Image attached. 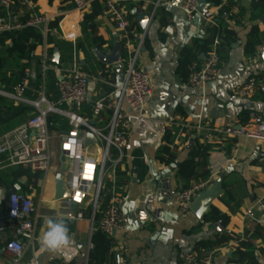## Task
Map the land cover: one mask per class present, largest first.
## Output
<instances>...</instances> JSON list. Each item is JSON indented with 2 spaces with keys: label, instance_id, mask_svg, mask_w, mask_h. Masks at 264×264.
<instances>
[{
  "label": "crops",
  "instance_id": "crops-1",
  "mask_svg": "<svg viewBox=\"0 0 264 264\" xmlns=\"http://www.w3.org/2000/svg\"><path fill=\"white\" fill-rule=\"evenodd\" d=\"M82 1L84 6L81 8L76 0L34 2L36 12L44 15L47 21L39 27L44 33V42L34 52L41 60V77L36 64L27 68L30 77L26 95L38 96L45 74L50 100L60 108H71V104L60 100L58 68L77 62L90 77L89 102L85 106H92L94 101L113 90L103 80L122 83L127 68L125 43L128 38L133 47H138L143 39L137 65L150 73L154 86L153 96L141 113H130L132 132L125 170L120 175L122 209L130 216V222L113 235L105 233L111 240V247L103 264H178L182 256L189 253L198 254L201 260L210 259L212 264H232L230 258L238 246L237 239H231L217 249L198 246L200 241L214 239L222 231L252 238L257 247L264 248V141L247 136L223 137L218 133L228 124L249 125L264 120V94L242 97L235 92L250 76L264 77V0L242 3L221 0L220 4L207 0L211 5L206 12H213V21L207 20L205 13L199 10L189 20L182 8L183 0H117L132 20L128 34L117 28L111 13L106 10L108 0H97L103 9L91 21L85 20V14L91 13L96 0ZM255 1H259L257 7ZM141 13L150 15L146 28L139 21ZM25 15L29 17L27 11L19 7L9 13L0 3V20L21 21ZM53 23L57 24L52 26ZM254 26L258 28L260 42L255 52L249 54L246 45ZM215 28L221 31L218 35L221 38L220 75L212 82L190 85V66L195 61L203 64L209 48L204 49L202 42L212 41ZM69 32L75 33V41L64 37V33ZM117 42L122 46L123 61L111 65L101 60L99 56L111 53ZM9 45V40L0 44V56L8 55ZM186 48H191L190 54L196 57L185 64ZM55 54L59 63L53 62ZM171 94L176 97V105ZM6 98L8 105L0 107V135L26 122L36 112L32 106ZM86 110L89 113L88 107ZM108 115L105 114V119ZM51 116H55V121L49 124L52 170L45 174L31 168L26 172L24 169L29 167L24 165V168L21 165H0V216L6 212L8 192L12 188L29 194L38 219L34 243H27L18 262L34 264L42 259V264H65L62 257L42 250L39 243L46 228L45 219L63 216L79 249L70 264H88V249L92 245L93 233L98 230L95 228L97 221L91 230L89 206L75 204L68 196L56 197L61 141L70 126L66 117ZM208 127L214 130L210 139L204 140ZM167 131H171V141L167 139ZM196 138L211 147L208 155L210 185L218 178L223 179L225 192L213 200L212 206L230 216L226 226L221 222H204L192 209L183 211L180 208L175 196L185 183L176 174V163L167 164L159 157L162 147L168 145L176 152L177 161L185 159ZM165 176L170 186L166 188L169 198L161 203V210L153 214L145 205V197L150 182L162 180ZM80 211L84 214L82 218L78 217ZM230 251H233L231 256L228 255ZM118 253L122 255L120 263L116 258ZM260 258L264 264V253ZM0 264H15L1 244Z\"/></svg>",
  "mask_w": 264,
  "mask_h": 264
},
{
  "label": "built area",
  "instance_id": "built-area-1",
  "mask_svg": "<svg viewBox=\"0 0 264 264\" xmlns=\"http://www.w3.org/2000/svg\"><path fill=\"white\" fill-rule=\"evenodd\" d=\"M236 1L242 3L245 0ZM0 3L9 13L19 7L29 14L24 22L0 20V33L21 29L24 26L41 27L47 21L44 15L36 12L32 0H0ZM199 3L200 0H183L182 8L189 20H192L198 12ZM76 4L80 8L84 6L82 0H76ZM106 10L111 13L117 28L128 34L132 20L121 3L117 0H108ZM205 18L213 21V12H206ZM64 37L76 40L73 32L64 33ZM142 44L143 39L138 47H133L129 38L126 40L128 60L122 83L103 80L113 90L94 101L92 106H85L89 102L90 77L79 68L77 62L66 68H58L61 77L60 100L71 104L69 109L60 108L50 100L45 74L42 77L38 96L35 98L27 96L29 69L25 70L21 83L15 87L13 93L0 90L1 95L17 103L32 106L36 111L26 122L0 135V165H24L33 171L45 174L52 170L49 116L57 113L66 117L70 128L62 137L61 153L64 156L62 171L66 175V185L70 191L68 198L75 204L90 207L91 230L96 223V215L100 214L95 228L108 235L115 234L130 222V216L122 209L123 186H118L119 172L125 170L127 146L132 132L130 113L140 114L154 93L152 76L137 65ZM220 46L221 38L215 36L203 64L200 65L197 61L191 64L188 84L193 86L206 84L219 77ZM235 92L242 97L264 94V77L250 76ZM106 113L109 114L107 119H105ZM200 127L198 125V128ZM213 130L206 128L203 139L209 140ZM89 133L96 137L92 143H87ZM218 133L223 137L247 136L264 141V120L249 125L228 124L219 129ZM93 146H96L95 149ZM209 185L208 179L192 181L189 187L181 189L176 194L177 204L183 211L190 210L196 194ZM83 216V212L80 211L78 217ZM37 219L34 201L29 194L19 191L10 194L6 212L0 216V244L15 263L24 254L27 243H34ZM89 251L88 249V253ZM116 258L119 263L122 261L120 253ZM178 264H212V261L201 260L198 254L189 253L183 255Z\"/></svg>",
  "mask_w": 264,
  "mask_h": 264
},
{
  "label": "trees",
  "instance_id": "trees-1",
  "mask_svg": "<svg viewBox=\"0 0 264 264\" xmlns=\"http://www.w3.org/2000/svg\"><path fill=\"white\" fill-rule=\"evenodd\" d=\"M33 2L37 0H32ZM216 4H220L221 0H209ZM259 1H255V6H258ZM103 6L96 0L92 4L91 13L85 14V20L91 21L102 12ZM27 15L21 17V21L27 19ZM57 23H53L55 26ZM214 36L212 41L202 42L203 48H209L213 42L215 36L221 34L219 28L214 29ZM11 41V45L8 47V55L0 56V88L13 91L15 87L21 83L25 70L32 64H36L38 70V76L41 77V60L34 54L36 47L44 42V33L41 28L35 26H24L21 29L6 31L0 33V44H6L7 41ZM260 42L259 31L256 26L251 30L249 40L246 45V51L249 54L255 52L256 45ZM191 48H186L184 54V60L186 63H191L192 56L190 54ZM10 72V74H9ZM8 100L6 97L0 94V107L7 106ZM247 120V119H245ZM55 121V116H49V124L51 125ZM167 139L172 140L171 131H167ZM211 147L209 144H202L199 139L196 138L189 148L188 156L177 161L176 152L172 151L168 145L163 146L159 157L167 163H176L175 169L177 176L184 181V188L191 185L193 180L209 179L210 170L208 168V155ZM24 168V166L21 165ZM26 172L31 169H24ZM122 172H119L121 175ZM122 182V181H121ZM231 194L230 191L227 192ZM227 203H230L226 200ZM100 214L96 215V221L100 218ZM230 220V216L222 212L216 206H212L211 210L205 214L204 222H221L223 226H226ZM238 240V246L235 248L233 256L230 258L232 264H261V254L264 253V248H259L255 245L252 238L234 236L229 232L222 231L214 239L202 240L198 243V246L204 249H214L228 243L231 239ZM92 245L89 253L88 264H103L106 258V254L111 247V240L101 230H95L92 235Z\"/></svg>",
  "mask_w": 264,
  "mask_h": 264
},
{
  "label": "water",
  "instance_id": "water-1",
  "mask_svg": "<svg viewBox=\"0 0 264 264\" xmlns=\"http://www.w3.org/2000/svg\"><path fill=\"white\" fill-rule=\"evenodd\" d=\"M210 5L211 4L207 0H200L198 10L202 13H206ZM139 21L141 23V26L143 28H146L150 21V15L146 13H141L139 16ZM121 48L122 46L120 42H117L111 53L101 54L99 58L108 64L119 65L120 62L123 61V54ZM53 62L59 63V59L57 55L54 56ZM171 98L174 105H176L178 103V102L176 103V97L173 94H171ZM95 140L96 137L92 133H89L87 136V143L90 142L92 143ZM60 163H61L60 171L58 172L56 179V187H57L56 197L58 199L65 198L70 194V191L65 182L64 173L62 171L64 166V156L62 154L60 156ZM169 187L170 186L166 183V176L162 180L153 179L150 182V188L145 197V205L149 210L153 212V214H157L158 211L161 210V203L167 201V199L169 198L168 192L166 191V188ZM16 191H17L16 188H12L8 192V196H10V194ZM224 192H225V188L223 187V179L218 178L214 181V183L209 185L208 188L196 194V196L194 197L191 203V209L201 220H203L205 214L211 210L213 200L215 198L221 197L224 194ZM215 225L216 227L219 226L218 223H216ZM232 253L233 251H230L228 255L231 256ZM15 264H24V263L17 262ZM34 264H42V259H39Z\"/></svg>",
  "mask_w": 264,
  "mask_h": 264
},
{
  "label": "clouds",
  "instance_id": "clouds-1",
  "mask_svg": "<svg viewBox=\"0 0 264 264\" xmlns=\"http://www.w3.org/2000/svg\"><path fill=\"white\" fill-rule=\"evenodd\" d=\"M45 224L46 228L39 239L41 249L59 255L65 264H70L78 255L79 249L70 233L66 218L63 216L47 217Z\"/></svg>",
  "mask_w": 264,
  "mask_h": 264
},
{
  "label": "rangeland",
  "instance_id": "rangeland-1",
  "mask_svg": "<svg viewBox=\"0 0 264 264\" xmlns=\"http://www.w3.org/2000/svg\"><path fill=\"white\" fill-rule=\"evenodd\" d=\"M35 98V97H34ZM7 99V98H6ZM8 100V99H7ZM52 115H56V117H60L59 114L57 113H52ZM122 185V182H121V178H120V175H119V178H118V186ZM103 199V198H102Z\"/></svg>",
  "mask_w": 264,
  "mask_h": 264
}]
</instances>
